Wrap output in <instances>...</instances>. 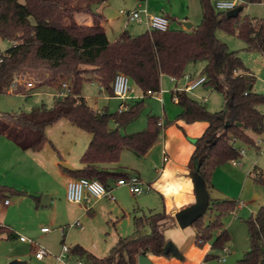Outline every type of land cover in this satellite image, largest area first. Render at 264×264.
<instances>
[{"label":"trees","instance_id":"trees-1","mask_svg":"<svg viewBox=\"0 0 264 264\" xmlns=\"http://www.w3.org/2000/svg\"><path fill=\"white\" fill-rule=\"evenodd\" d=\"M108 1L24 0L22 3L20 0H0V40L12 43L11 48L0 53V94H9L13 82L29 73L51 74L36 89L57 83L60 87L64 84L69 87L67 97L55 98L52 108L42 106L34 117L22 113L0 116V136H6L23 151L40 152L46 144L52 145L46 135L47 129L67 120L92 137L80 160L82 169L68 173L74 179L97 180L110 187L111 183L130 175L107 170L102 165L117 164L124 150L143 158L158 143L164 125H160L162 118L149 115L144 131L122 134V128L140 117L145 101L132 103L123 113L98 112L83 98V84L95 80L113 96L115 77L121 73L131 79L145 98H149L161 92L162 76L182 79L190 64L202 62L206 64L202 71V76L207 79L205 86L224 95L227 109L210 112L185 91H174L172 99L182 110L177 120L187 124H208L194 143L190 167L193 174L199 170L210 192L213 172L225 163L240 159L243 150L240 146L253 148L249 133L264 134V114L260 111L264 96L255 91L257 77L245 67L239 52L230 51L218 39L217 32L237 36L246 43V51L264 57V18L242 17V12L230 18L226 11L217 10L211 0H199L202 21L191 31L169 29L132 36L125 30L116 41L110 42L103 26L104 17L98 11H91L93 4ZM262 1L250 0V3ZM82 14L91 16L92 25L78 24L76 17ZM36 89L21 91L29 98ZM112 123L117 127L112 128ZM238 123L242 127L236 126ZM255 180L264 185L262 174H256ZM20 196L27 194L0 185V202ZM33 198L40 202L39 198ZM237 208L239 205L235 201L211 199L208 212L213 218L208 224L201 218L193 225L197 232L195 245L203 248L213 239V233L219 231L212 250L224 251L231 237L222 218ZM167 218L165 211L135 217L134 234L138 237L120 238L104 258L95 256L81 245L72 247L70 256L84 264H118L119 257L121 264H138L141 255L163 257L166 239L160 223ZM247 226L250 249L241 263L264 264V206L247 221ZM146 228L150 233L142 235ZM0 229L1 234L7 233L3 226ZM13 238L15 236L9 233L8 239ZM64 242L65 235L62 244ZM215 258L208 254L205 260Z\"/></svg>","mask_w":264,"mask_h":264},{"label":"rangeland","instance_id":"rangeland-1","mask_svg":"<svg viewBox=\"0 0 264 264\" xmlns=\"http://www.w3.org/2000/svg\"><path fill=\"white\" fill-rule=\"evenodd\" d=\"M220 1H236L238 7L244 8L242 17L264 18V1L252 4L250 0H211L213 5ZM20 2L24 3V0H20ZM140 4H146L147 10L151 15H162L167 18H173L175 21L169 19L171 31H188L181 23L187 21L198 26L202 21V10L199 0H146V3H141L139 0H110L104 5L102 13L108 20L106 26L111 40H114V36H116L120 28H124L132 36H140L146 33L145 29L147 27L143 22H129L126 15L120 13L121 10L129 12L137 10ZM76 20L80 25L92 23V18L88 14L78 15ZM217 37L228 46L230 51L239 52V56L243 60L245 67L251 70L257 77L255 91L264 96V57L257 52L246 51V43L237 36L219 31L217 32ZM11 47V42L0 40V53L5 52ZM203 66L202 62L190 64V69L187 70H193L194 74L199 75L202 73ZM50 76L51 74L48 72L22 74L18 78V81L22 85L17 93L22 94L24 91H21V89L27 91L25 86H23L26 83L32 82L37 87L40 83L48 80ZM172 83V79L166 76L162 85V92L158 96L149 97L144 100L145 106L140 117L122 128L121 133L131 135L144 131L148 126L149 114L163 118L165 109L171 119V115L175 114L176 109L180 110L172 99V93L175 90V86ZM132 87L135 88L133 83ZM52 90H55V94H57V92L62 90V87L58 83L43 86L36 89L32 96L27 99L20 94H0V116L22 113L30 118L34 117L42 106L47 108L54 106L55 99ZM164 92L167 94L166 97ZM190 94H193L189 95L190 97L204 104L210 112H219L227 109L224 95L206 86ZM82 95L87 98L90 107L97 111L109 112L110 114H115L119 111L121 101L114 96L112 98L95 80L94 82H85L83 84ZM204 98H206L205 102ZM260 111L264 114V106L260 108ZM111 126L115 127L114 123ZM46 135L52 145L49 143L45 145L43 149L45 154L47 153L50 156L56 155L57 158L61 155L63 158L71 160L72 164L81 165L79 161L90 143L92 138L90 134L78 129L68 121L62 120L49 127ZM249 137L252 139L253 148L240 146L246 153L235 161L236 164L228 162L219 166L213 172L212 178L211 198H214L213 200H231L239 205V208L234 213H230L222 218V222L231 237L230 242L226 245V249L230 253L226 254L223 250H212L213 244L220 234L219 231L213 233V239L208 244L203 248H198L195 245L197 235L195 226H190L186 229L180 228L175 215L172 217L171 210H169L166 212L168 218L161 223L163 226L161 229L166 243L172 242L176 245L183 259L150 256L153 264H242L241 260L250 249L247 221L264 206V185L255 180L256 174L260 172L264 180V142H262V145H258L259 141H263L264 134L257 136L249 133ZM139 158L141 157L136 156L128 150H124L120 161L116 165L117 169L120 171H132L131 169L139 161H143ZM28 171L29 176H31L27 180L28 191L31 193L37 188L44 190V192L53 190L55 203L53 206L51 205L48 208L40 210L43 211L42 213H38L35 211L31 199L22 200L23 202L20 204H17L15 201L17 198L13 197L9 199L12 202L11 209L5 208V210L9 211L8 220H11L14 224L26 225L32 223V231L23 230L25 233L20 234L28 240V243H22L18 238L8 239L6 236L3 237L4 241L0 240V264H5L4 258L12 254V252H18L23 258L21 262L25 264H51V259L61 253L64 235L65 244L69 248L81 245L87 251L94 252L96 256L104 258L110 254L120 238L138 237L137 234H134L135 217L149 216L150 214L161 212L160 196L162 194H157L151 190L141 196H134L127 187L114 188L113 194L116 197V201L108 199L92 200L93 202L90 205L84 204L82 205L84 208L80 209L78 207L81 205L71 204L67 200V181L59 178L57 175L47 177L43 172L39 178H34L38 174L37 171L34 169L33 174H31V170ZM191 180L194 187L193 178ZM50 184H53L54 189L47 187ZM112 186L114 187V185ZM64 188L65 191L63 190ZM169 188L168 193L171 201L168 204L169 208H171V205L179 202L176 199L173 200L175 193L179 191V187L177 184ZM44 195H50V193H44ZM172 201L174 202L172 203ZM240 206L242 207L241 209ZM85 208L88 209L85 210ZM3 212L1 211V213ZM212 218L211 214L207 212L202 220L205 224H208ZM76 221L81 222L85 228L84 231L75 228L69 229L65 234L62 233V229L69 227ZM42 228H49L50 232L43 234ZM149 233L150 230L146 228L141 234L145 235ZM32 241L37 247L45 248L50 253L43 257V261H38L35 258L34 251L36 247L31 244ZM208 254H212L217 258L206 261L205 257ZM123 256L126 259V254ZM222 258H226V262H220ZM13 261L15 260L8 261L7 264H11ZM68 262L69 264H74V260L70 255ZM118 264H121V257L118 258Z\"/></svg>","mask_w":264,"mask_h":264},{"label":"crops","instance_id":"crops-1","mask_svg":"<svg viewBox=\"0 0 264 264\" xmlns=\"http://www.w3.org/2000/svg\"><path fill=\"white\" fill-rule=\"evenodd\" d=\"M107 3L108 2L102 3L100 5V8L98 9V12L105 19L103 26L105 27L108 39L110 40V42H114L119 38L121 33L125 30H124V28H120L118 33H116V36H114V40H111V38L108 35L107 26H106V24L108 23V20L106 19V17L102 13L104 5H106ZM237 7H238V5H237ZM243 10H244V8H243ZM186 19H188V18H186ZM171 21H175V20H171ZM185 23H189V22L186 21V22H183L181 24L184 26ZM90 25H92V23L88 24V26H90ZM192 25H193L192 29L194 27H196V25H194V24H192ZM145 30L147 32V29H145ZM203 64H204V66L202 68V71L206 66L205 63H203ZM189 66L187 68L188 70L190 69ZM188 70L186 72H187V75L190 76L189 80L181 79L178 82L172 83L175 86L174 91L179 90V89H183L189 81H195V80L203 77L202 73H200L198 75V74H194L193 70H191V71H188ZM165 78H166V76L161 77V92H162V85L165 81ZM203 86H205V84ZM203 86H201V87H203ZM201 87H199V88H201ZM199 88H197V89H199ZM135 89H136L137 95H139V96L143 95L138 88L135 87ZM210 89L213 90L212 88H210ZM213 91H215V90H213ZM52 92L55 95V93H56L55 90L54 91L52 90ZM187 94L193 95V94H190V92ZM164 95L166 97L167 94L164 92ZM157 96H158V94H157ZM111 97L114 98L113 96H111ZM151 97H153V96H151ZM83 98L87 102V98H85L84 96H83ZM54 99H55V97H54ZM146 99L147 98H144L143 100H146ZM163 100H164V97H163ZM225 100H226V98H225ZM140 101H142V100H140ZM136 102H138V101H136ZM136 102H133V103H136ZM87 104H88V102H87ZM174 104L176 106H178L175 102H174ZM226 105H227V101H226ZM179 109H180L179 111H178V109H176L175 114L171 115L172 116L171 119L169 118V116L166 112V109H165L164 116H162L163 118L161 121L164 125V129L162 131V134L160 136L158 143L148 152V154H146V156H144L143 158H139L143 161H139V163L137 165H135L134 168L131 169L132 171H127V170L126 171H122V170L120 171L119 169H117L118 167L116 166L118 163L117 164H110V165H102V167L107 169V170L112 169L110 171L125 172V173H128L129 175L139 176L146 184H148L151 187V189L155 193L162 194V196H160L161 212H163V211L167 212V211L171 210L172 217L176 213L181 211L182 209L187 208L196 202V198H195L196 196L194 194V187L192 185V180H191L193 178V173H192V169L190 167V161H191V157L195 151V146H194L195 141L203 135V133L205 132V130L208 127V124L204 123V122L187 124L182 120H177L178 116L181 114V111H182L180 107H179ZM98 112H100V111H98ZM149 115H152V114H149ZM168 122H173V123L171 125H167ZM111 127L115 128L116 125H115V127L114 126H111ZM46 133H47V131H46ZM263 142H264V139H263ZM31 153H32V155H30ZM83 154H84V152H83ZM31 156H34V157H31ZM164 157H167V162H164V160H163ZM80 160H81V158H80ZM62 163H68L70 166L72 165L73 168H79V170L82 169V164L81 165L72 164L71 160H67V159L63 158L61 155L58 156V158H57L56 155L50 156L47 153L45 154V152L43 150L40 152L23 151L16 144H14L11 140H9L6 136H0V185L9 186V187L17 189L18 191L25 192L27 194V196L14 197V198H17L15 200L17 202V204L22 203L23 202L22 200L31 199L33 207H34L35 211L38 213L43 212L40 210L48 208L51 205L53 206L55 203V198L53 197L54 195L52 192L53 190H49V192L48 191L44 192V190L37 188L34 192H31L32 194L28 191L27 180H29L31 177V176H29L28 170H31V174H33L34 169L37 171L38 174L36 176H34V178H39V176L42 172H43V174H46L47 177H49L50 175H51V177L57 175L59 178L67 181V185H68L72 180H74V178L70 175V173H68V171H66L65 169H63L61 167ZM146 171H148V172H146ZM177 184L179 187V191L177 193H175L173 200L176 199L179 202L175 203L174 205H171V208H169L168 203H170L171 198H170V195L168 193L169 192L168 190L170 189L169 187H171L172 185H177ZM47 187H50L49 189H54L53 184H50V186L47 185ZM63 190L65 191V188ZM211 192H212V190L210 191V195H211ZM44 193H50V195H48L50 198L46 202V203H48V205H45L42 202V199L45 196V195L43 196ZM185 193H186V195H184ZM177 195H178V197L176 198ZM33 197L39 198L40 202L39 203L36 202V200ZM17 200H20V201H17ZM173 202L174 201H172V203ZM11 206H12V202H10V200H9L8 205H6L5 202H0V226H3L7 232L4 234H0V240L1 241H4L3 237H5V236L8 237L9 233H12L15 236V238H18L20 240V237H22L20 235L21 233H25V231H27V230L32 231V228H31L32 223L26 224V225L18 224V223L14 224L11 220H8V218H7V216L9 215L8 210L11 209ZM5 208H8V210L7 209L5 210ZM78 208L83 209L84 207H82V205H81ZM241 208L242 207L240 206V209ZM87 209L88 208H85V210H87ZM1 211H4V212L1 213ZM161 223H160V227L163 228ZM22 226H24V227H22ZM42 229H44V228H42ZM42 229H41V231H42ZM23 230H25V231H23ZM84 230H85V228H84ZM84 230H81V231H84ZM43 234H46V233H43ZM20 242H22V241L20 240ZM65 242H66V240H65ZM22 243H28V242H22ZM34 246L36 247V250L34 251L36 253V251L38 250L39 247H37V245H34ZM91 253L96 256V254L94 252H91ZM52 255H50V256H52ZM53 256H55V255H53ZM150 256H152V255H148L149 258H150ZM153 257H155V256H153ZM72 258L74 260V264H77L79 259H77L76 257H72ZM4 260H5L4 263L7 264L8 261H12V260L23 261V258H22V256L19 255L18 252H16V253L12 252V254H10L9 256L4 258ZM37 260L43 261L44 258L41 260L40 259H37ZM50 262H51V264H56L55 257H53Z\"/></svg>","mask_w":264,"mask_h":264},{"label":"built area","instance_id":"built-area-1","mask_svg":"<svg viewBox=\"0 0 264 264\" xmlns=\"http://www.w3.org/2000/svg\"><path fill=\"white\" fill-rule=\"evenodd\" d=\"M141 3H146V0H139ZM215 7L219 11H229L235 9L237 7L236 1H220L215 4ZM121 14L126 15L129 22H139L144 23L147 27V31L152 33L153 31H160L166 32L170 29V20L166 16L162 15H151L147 10L146 4H140L139 9L134 11H124L121 10ZM2 62L0 57V63ZM190 76L185 75L182 79L189 80ZM181 79H172V82H178ZM207 82V79L203 76L200 79L195 81H189L187 85L183 89H179V91H185L187 93L194 92L197 88L203 86ZM22 83L18 80L14 81L11 85L9 92L11 94H19V88ZM25 88L30 91L36 89L35 85L32 82H28L25 85ZM63 91L57 92L54 95L55 98H65L67 97V89L69 88L67 85H62ZM24 98H26L25 94H21ZM113 96L121 101V105L119 106V113H123L127 111L130 105L133 102L143 100L145 97L139 96L136 94V89L132 87L131 79L124 75L118 74L115 77L113 83ZM157 96V95H154ZM206 98H204V102ZM163 125V123H160ZM263 141H259L258 145H262ZM246 151L243 149L241 150V154L244 155ZM164 162H167V157H164ZM236 164V162H234ZM114 185V187L112 186ZM110 187H106L101 182L97 180H89V179H76L72 180L67 187V200L71 204L76 205H90L93 201L92 200H103L108 199L111 201H116V197L114 196V188H122L127 187L130 189L131 193L134 196H141L146 192H150L152 189L151 187L146 184L139 176L137 175H130L128 178L119 179L117 182L113 183ZM6 205L9 204V201L5 202ZM79 228L80 230H84V226L81 224L80 221H76L75 223L71 224L69 227L62 229V233L65 234L66 231L69 229ZM49 228L42 229V233H49ZM22 242H28L24 237H20ZM33 245H36L33 241ZM70 248L65 244L62 245L61 253L58 256H55L56 264H68L69 262V255H70ZM226 254L230 252L228 250H224ZM50 253L45 248H38L35 253L36 259H43L44 256L49 255ZM226 258L220 259V262H226ZM77 264H84L83 261H78Z\"/></svg>","mask_w":264,"mask_h":264},{"label":"water","instance_id":"water-1","mask_svg":"<svg viewBox=\"0 0 264 264\" xmlns=\"http://www.w3.org/2000/svg\"><path fill=\"white\" fill-rule=\"evenodd\" d=\"M100 5H101L100 3L93 4L91 7V11L93 13H96L100 8ZM242 10H243L242 7H237L235 9L229 10L227 11V16L230 18H235L242 12ZM184 26L188 31L191 30L193 27L191 23H185ZM236 126L242 127L240 123L236 124ZM61 167L66 171L72 173H76L79 171V169L73 168L68 163H62ZM193 182L195 188L196 202L191 206L184 208L175 214V219L178 225L180 226V228L182 229H186L190 226H193L198 220H200L206 215L210 207L211 195L207 189L206 182L199 174V170L195 174H193ZM49 198L50 197L48 195H45L42 199L43 204L48 205V203L46 202ZM164 255L166 257L172 256L178 259H183V256L181 255L178 247L174 245L172 242L166 243L164 247ZM11 264H25V263L15 260ZM138 264H153V262L148 256L141 255L138 259Z\"/></svg>","mask_w":264,"mask_h":264}]
</instances>
